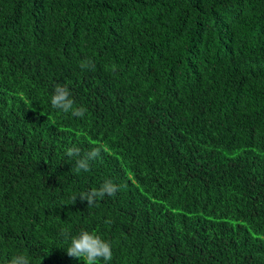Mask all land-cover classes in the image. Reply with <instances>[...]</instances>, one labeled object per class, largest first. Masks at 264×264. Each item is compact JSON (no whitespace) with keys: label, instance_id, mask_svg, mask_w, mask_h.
<instances>
[{"label":"trees","instance_id":"1","mask_svg":"<svg viewBox=\"0 0 264 264\" xmlns=\"http://www.w3.org/2000/svg\"><path fill=\"white\" fill-rule=\"evenodd\" d=\"M82 229L99 264H264V0H0V264H83Z\"/></svg>","mask_w":264,"mask_h":264},{"label":"clouds","instance_id":"2","mask_svg":"<svg viewBox=\"0 0 264 264\" xmlns=\"http://www.w3.org/2000/svg\"><path fill=\"white\" fill-rule=\"evenodd\" d=\"M93 65L91 62L82 63V68H90ZM51 106L54 109L60 110L64 114H71L73 117H83L87 112L86 107L77 105L72 97L70 88L66 84H57L54 87L51 96ZM108 149L103 144H97L89 151L82 152L80 147L73 145L67 148L66 155L69 158H76V171L88 172L91 167V162L101 158L102 152H107ZM119 190V186L111 179H106L99 188H93L88 192L80 193L72 197L73 203L77 197L81 201H86L87 206L94 205L98 199H103L107 196H114ZM65 239H70V246L66 250V254L71 258H76L83 261V264H99L102 260L108 262L112 259L111 242L103 239L96 232H89L82 229L78 235L70 236L67 232L62 233ZM8 264H30L29 257L26 254L14 255Z\"/></svg>","mask_w":264,"mask_h":264}]
</instances>
